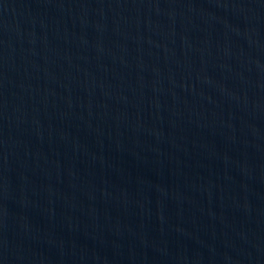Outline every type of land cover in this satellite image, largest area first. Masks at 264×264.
<instances>
[{
    "label": "water",
    "instance_id": "water-1",
    "mask_svg": "<svg viewBox=\"0 0 264 264\" xmlns=\"http://www.w3.org/2000/svg\"><path fill=\"white\" fill-rule=\"evenodd\" d=\"M0 264H264V0H0Z\"/></svg>",
    "mask_w": 264,
    "mask_h": 264
}]
</instances>
